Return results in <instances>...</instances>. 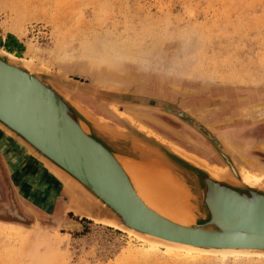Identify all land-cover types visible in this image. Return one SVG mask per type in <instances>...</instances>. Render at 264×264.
Masks as SVG:
<instances>
[{
  "label": "rangeland",
  "instance_id": "374dc122",
  "mask_svg": "<svg viewBox=\"0 0 264 264\" xmlns=\"http://www.w3.org/2000/svg\"><path fill=\"white\" fill-rule=\"evenodd\" d=\"M0 48L121 91V101L105 102L66 90L113 122L139 124L208 166L225 168L196 129L129 95L184 109L241 173L264 184V114L251 119L242 112L264 102V0H0ZM6 148L0 141L3 157ZM11 169L7 164L5 187L0 180V204H9L7 186L18 215L0 206V264H264V258L179 260L146 252L127 233L68 211L64 190L60 212L67 215L43 214ZM55 219H75L81 227L61 228Z\"/></svg>",
  "mask_w": 264,
  "mask_h": 264
},
{
  "label": "water",
  "instance_id": "95a60500",
  "mask_svg": "<svg viewBox=\"0 0 264 264\" xmlns=\"http://www.w3.org/2000/svg\"><path fill=\"white\" fill-rule=\"evenodd\" d=\"M66 90L96 101H121V91L0 52V132L51 173L68 195V211L194 245L264 249V185L244 180L196 118L164 100L129 95L131 102L162 108L196 129L229 175L212 173L134 124L120 125L95 113ZM72 221L78 226L55 219L61 228L81 227Z\"/></svg>",
  "mask_w": 264,
  "mask_h": 264
},
{
  "label": "bare ground",
  "instance_id": "6f19581e",
  "mask_svg": "<svg viewBox=\"0 0 264 264\" xmlns=\"http://www.w3.org/2000/svg\"><path fill=\"white\" fill-rule=\"evenodd\" d=\"M0 52H2L4 55H6V56H8L10 58H17V56L12 55L8 51L3 50L1 48H0ZM18 58L21 59V61H23L27 65H30V64L34 63L33 59L31 57H18ZM138 96H140V95H138ZM142 97H144V96H142ZM149 99H153V98H149ZM133 103H139V102H133ZM140 104L148 105L146 103H141V102H140ZM150 106H153V105H150ZM113 109H114L115 112H118V110H115V108H113ZM242 112H243L244 115H247L251 119L252 118L254 119L257 116H259L260 114L261 115L264 114V102L257 103V105H254L253 107L245 108V109H243ZM128 120L131 123H134L129 118H128ZM137 126L142 128V129H145L142 126H140L139 124ZM148 133H150V135L153 134L151 131H149ZM153 136H154V134H153ZM161 141L164 142L165 140L164 141L161 140ZM262 145L264 147V143ZM172 146H174L177 150H179L181 153H183L187 157L202 163L212 173L219 174V175H229L226 167L225 168L210 167L206 163H204L202 160H200L199 158L187 153L186 151H183L182 149H179L175 145H172ZM49 165L57 173V175H59L61 177L60 172L58 170H56L51 164H49ZM238 172H239L240 176L244 180H246V181H248L250 183L264 185V184L261 183V180H262L261 178H258L256 176H254L253 174H251L249 172H246V171L241 173L238 170ZM170 191L173 192L171 189H170ZM69 193H70L69 195L72 196V197H73V194H74V196H75L74 199H77V201H78L77 203L80 202V197L78 196V194L75 191H73L71 189V191H69ZM173 196H175V194ZM73 210H74V212L78 211L77 209H73ZM92 220L96 221V222H99V223L107 224L108 226H112L113 228H117V229L127 233L128 236L134 237V238L144 242L145 245L143 244L144 245L143 248H144V250L146 252H150V253L160 252L161 254L165 255L166 257L168 256V257L179 259V260L180 259H183V260L198 259V260H200V259H207V258H215V259H219V260H224V259L225 260L226 259H235L236 260V259L241 258V257H245V258H264V249L236 248V247H209V246L194 245V244H190V243H185V242H180V241H175V240L162 238V237H159V236H156V235H153V234H149V233H145V232H139L137 230H134L131 227L121 226V225H118V224H116V223H114L112 221H109V220L103 219V218H100V219L94 218ZM58 223H62L63 225H73V226H76V227L78 226L72 220H70V221L58 220ZM13 228H14L15 231H17L19 233V235H23L22 234V232H23L22 229H20L17 226H15Z\"/></svg>",
  "mask_w": 264,
  "mask_h": 264
},
{
  "label": "crops",
  "instance_id": "0c3cea01",
  "mask_svg": "<svg viewBox=\"0 0 264 264\" xmlns=\"http://www.w3.org/2000/svg\"><path fill=\"white\" fill-rule=\"evenodd\" d=\"M0 141L5 142V144L8 146V149L6 148L4 150V157L0 151V164L6 177L9 179L6 170L8 164L11 167L13 166L11 173L13 172V180L15 179L17 181V187L29 191V188L25 187V184L30 181L29 175L34 173L39 168H42L45 170L47 176L45 177V182L41 183V187L37 189L35 194L37 203H35L36 201L34 202L31 198L30 199L35 204H39L42 207L47 205V210L51 208L53 201L59 202L63 196V189L58 186L51 173L39 161L28 156L24 152L23 148L20 147L16 142L1 132Z\"/></svg>",
  "mask_w": 264,
  "mask_h": 264
},
{
  "label": "flooded vegetation",
  "instance_id": "af4514ba",
  "mask_svg": "<svg viewBox=\"0 0 264 264\" xmlns=\"http://www.w3.org/2000/svg\"><path fill=\"white\" fill-rule=\"evenodd\" d=\"M0 176H1L0 180L3 182L4 187H5V184L7 182V179H6L7 177L4 175V170L1 166V164H0ZM46 176H47V174H46L45 170L42 168H39L34 173H31V175H29L30 181H28L25 184V187L29 188L28 195L34 202L37 200L35 197L37 189L39 187H41L42 182H45ZM6 189H7V192L3 193V197H4L5 202L7 200L9 204H8V206H6L7 204L3 205V203H1L2 205L0 204V206H2V209L4 208V206H6L5 208L8 211H11V212L13 211L14 213L17 214V210H15L16 208L14 206H9V205H11L10 203L14 204L15 202H14L13 196H11V192H10L9 188H7V186H6ZM35 203H37V201ZM38 207L43 214L47 211L46 210L47 205L40 207V205L38 204ZM60 211H61V202L60 201L59 202L53 201V204H52L51 208L49 209V215H52V216L56 215V217H59V216L65 217L64 215H67V214H64Z\"/></svg>",
  "mask_w": 264,
  "mask_h": 264
}]
</instances>
